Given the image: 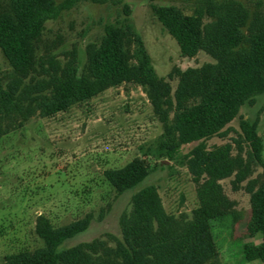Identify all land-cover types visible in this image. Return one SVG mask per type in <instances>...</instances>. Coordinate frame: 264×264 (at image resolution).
<instances>
[{
    "label": "rangeland",
    "instance_id": "1",
    "mask_svg": "<svg viewBox=\"0 0 264 264\" xmlns=\"http://www.w3.org/2000/svg\"><path fill=\"white\" fill-rule=\"evenodd\" d=\"M52 1L62 9L56 18L45 22L35 46L36 65L26 78L13 72L0 51V87L14 97L10 110L1 112L0 264L8 256L44 246L35 233L39 216L54 228L90 216L89 228L59 250L89 244L95 261L101 257L105 264H120L118 220L130 213L135 192L154 186L164 214L175 220L199 207L197 186L186 158L198 143L175 147L169 159L166 148L175 140L166 133L144 88L134 82H123L64 111L43 115L34 100L48 93L43 90L47 73L67 64L84 70L86 48L98 45L107 27H130L147 51L156 77L169 85L173 99L180 73L212 64L213 60L203 51L192 57L181 54L153 8L173 9L209 24L213 20L209 12L215 4L233 2L247 11L248 25L254 14H264V0ZM7 4L8 0H0V13ZM242 32L246 33V28ZM134 48L132 45V52ZM241 121L256 123L262 145L260 161L253 157L242 135ZM204 146L207 151L229 146L231 156H240L249 166L242 181L236 182L235 175L219 181L231 204L227 215L211 222L220 263L264 264L247 262L242 253L245 243L262 246L260 236H251L247 224L250 189L264 180V93L255 96L251 104L242 105L223 135L205 140ZM134 160L145 164L148 177L118 194L104 172L124 169Z\"/></svg>",
    "mask_w": 264,
    "mask_h": 264
},
{
    "label": "trees",
    "instance_id": "2",
    "mask_svg": "<svg viewBox=\"0 0 264 264\" xmlns=\"http://www.w3.org/2000/svg\"><path fill=\"white\" fill-rule=\"evenodd\" d=\"M61 9L52 0H8L0 13V51L22 78L36 65L35 46L45 22L56 18ZM153 12L181 54L192 57L203 51L213 60L212 64L180 73L173 99L169 85L156 77L139 37L130 27L113 26L106 28L98 45L86 48L84 70L67 64L47 73L43 90L48 93L34 100L35 108L43 115L64 111L123 82L144 88L166 133L175 140L165 155L172 159L175 147L198 143L186 158L197 186L199 207L175 220L164 214L154 186L135 192L130 213L118 220L120 264H221L211 222L227 215L231 204L219 181L235 175V181L240 182L249 166L240 156H231L229 146L207 151L204 141L223 135L242 105L251 104L255 96L264 93V14H254L247 25V11L233 2L215 4L209 12L213 19L209 24L164 7L153 8ZM13 101V95L0 87V137L4 133L1 112H8ZM239 125L253 157L260 161L262 145L256 123L241 121ZM148 173L143 162L134 160L124 169L104 172V176L122 194L141 184ZM250 193L247 227L251 236H260L262 246L245 243L242 253L247 262H264V180ZM90 223L87 216L54 228L39 216L35 233L44 246L8 256L3 264H105L101 257L94 260L89 244L59 250L67 240L85 232Z\"/></svg>",
    "mask_w": 264,
    "mask_h": 264
}]
</instances>
